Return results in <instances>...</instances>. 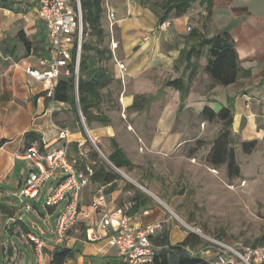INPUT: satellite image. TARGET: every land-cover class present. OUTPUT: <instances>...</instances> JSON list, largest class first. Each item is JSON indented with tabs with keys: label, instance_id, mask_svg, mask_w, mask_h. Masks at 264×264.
<instances>
[{
	"label": "crops",
	"instance_id": "crops-1",
	"mask_svg": "<svg viewBox=\"0 0 264 264\" xmlns=\"http://www.w3.org/2000/svg\"><path fill=\"white\" fill-rule=\"evenodd\" d=\"M12 1L13 8L0 6V264H53L54 249L59 241L57 237L52 240L45 238L44 232L42 236L32 230L22 219L20 205L13 198L32 169L27 161L16 157L27 149L26 134L29 132L37 136L33 145L51 150L62 144L60 130L68 129L70 156L73 157L74 150L79 164L91 168L93 175L105 166L113 176L112 180L105 181L101 179L102 175H96V179L92 175L90 183L82 190L80 207L88 217L84 215L74 227L75 234L63 242V247L74 251V257L65 264H123L118 249L108 242L111 230L103 229L100 224L103 213L95 212L92 207L102 193L109 210L124 208L132 221L142 227L161 224L151 237L157 251L183 242L190 232L198 234L183 220L170 215L173 213L179 217L168 201V196L175 195L177 190L170 194L166 191L169 182L165 175H192V166L196 167L192 159L197 158L186 147H199L196 155L204 147L202 137H188L186 133L191 132L192 122L181 121L179 112L187 115L193 108L198 111L197 115H202L210 101L225 103L227 99L234 101L236 109L237 101L250 95L239 89L233 94L223 93L225 88L230 90L238 83L264 85V0H213L210 8L206 2L197 0L186 13L172 15L163 23L157 11L141 0H102L103 28L107 29H104L105 34L109 32L117 47L109 45L111 56L103 67L111 80L101 90L100 108L94 109V113H101L110 122L93 121L90 126L86 123L96 146L83 132L73 107L49 97V86L26 72L29 65L47 69L41 60L52 57L48 30L39 17L38 0ZM109 11L115 14L113 24ZM218 34H225L233 43L243 75L227 87L217 85L207 92V82L204 81L203 90H194L202 78L211 83L205 72L209 50L205 47L204 55L197 62L196 76L190 82V91L181 101L178 90L163 87L166 75L167 80L182 75L188 80L192 69L184 72V65L176 68L181 51L192 47L200 37ZM246 72L248 74L244 75ZM160 93L166 95L169 102L161 113H156L155 123L150 124L148 116L153 109L148 105L158 100ZM139 95L148 96L150 102L143 109H131ZM148 132L150 139H147ZM142 147L147 150L146 155L139 150ZM117 149L123 152L119 161L129 160V163L119 167L110 160ZM160 156L167 161H162ZM104 157L120 172L115 171ZM144 166L149 168L148 174L143 173ZM150 185H155L157 191ZM49 208L52 210L53 207ZM180 222L188 228H183ZM34 227L40 229L38 224ZM90 230L100 236L98 241H88ZM28 234H35L49 243L41 263ZM163 236H166L164 243L161 242ZM21 243L27 247L25 251L20 248ZM195 249L169 252V257L172 261L173 256L177 259L187 253L195 255L192 253ZM206 254L208 257L201 256L218 264V252L208 250Z\"/></svg>",
	"mask_w": 264,
	"mask_h": 264
},
{
	"label": "rangeland",
	"instance_id": "rangeland-1",
	"mask_svg": "<svg viewBox=\"0 0 264 264\" xmlns=\"http://www.w3.org/2000/svg\"><path fill=\"white\" fill-rule=\"evenodd\" d=\"M84 40L100 50L108 49L109 45L112 47L113 42L109 32L105 34L102 41H99L90 29L85 31ZM90 55L94 58L97 66H104L105 62L108 61L106 57L102 58V55L97 51H91ZM167 79L166 75L164 80ZM203 79L195 85L194 90L197 92L203 90L202 86L205 81L207 82L205 91H212L214 87L208 80ZM226 89L223 90V93L228 91L227 93L233 94L235 90L239 89L241 93L250 95L245 100L237 101V108L233 109L235 118L230 147L235 152L236 163L240 167L239 174L231 176L226 164L209 161L210 152L223 125L221 121H207L201 114L197 115L198 111L192 108L187 115L179 112L178 118H181V121L189 120L192 122L191 132L186 133L188 137L192 139L202 137L204 141V147L198 155H196V151L199 147L196 149L192 146L191 148L186 147L187 150L194 152L197 159H192V163L193 165L196 164V167L192 166V175H165L169 182L166 188L168 194L177 190L175 195L168 196V201L174 209L171 210L179 217L171 212L170 215L176 220L180 218L183 220L182 222L198 232L203 242L195 250H192V253L206 257H208L206 254L208 250L215 253L219 252L218 241L235 248L253 246L254 244H257V247H264V85L251 86L238 83L234 88ZM161 93L158 94V100L148 105V108L152 107L153 109L148 116V123L150 124L155 123L156 113H161L169 102L168 98L165 99L166 95ZM210 102V106L218 111L224 106H230L232 99L225 100V103L220 100ZM83 118L85 119L84 116ZM79 123L84 128L87 137L90 138L88 127L87 125L84 126L81 118ZM150 136L151 134L148 132L147 139H150ZM252 140H257L256 147L250 151L245 150L242 143ZM91 141L96 146L92 139ZM101 148L104 150L102 145ZM139 150L146 155L147 150L145 148L142 147ZM72 155L76 157L74 150ZM160 157L162 161H167L162 156ZM144 167L143 173L148 174L149 168ZM52 184V180L45 184L38 200H26L28 205L34 207L33 209L27 210V208L20 206L18 209L22 219L32 230L42 236L44 232L45 238L56 240V235L52 231H56L57 218L64 209L65 203L53 207L52 210L45 205L46 194ZM150 188L157 191L155 185H150ZM13 198L17 203L19 202L16 197ZM182 222L180 223L183 228L187 229L188 226ZM34 224H38L40 229H35ZM78 228L81 232L82 227L79 226ZM75 232L76 229L73 228L70 235L75 234ZM19 246L24 251L27 248L24 243L19 244ZM29 250L32 251L31 248ZM172 260L175 264L174 256ZM235 263L244 264L238 258Z\"/></svg>",
	"mask_w": 264,
	"mask_h": 264
},
{
	"label": "built area",
	"instance_id": "built-area-1",
	"mask_svg": "<svg viewBox=\"0 0 264 264\" xmlns=\"http://www.w3.org/2000/svg\"><path fill=\"white\" fill-rule=\"evenodd\" d=\"M38 13L48 30L52 57L41 60L43 65H47L46 70L29 65L26 67V72L48 85L47 94L49 97H53L60 77L71 73L70 65L74 62L75 94L78 99L80 61L85 37L81 1L38 0ZM108 16L113 24L115 14L109 11ZM116 47L117 43L113 41L112 48ZM120 66L125 68L124 65ZM79 114L86 126L81 110H79ZM69 136L68 129H61L59 138L62 140V144L58 148L42 150L32 145L16 155L18 159L27 161L32 169L28 173L23 187L13 194L19 200L18 205L31 210L34 207L28 205L26 199L38 200L42 188L52 180L54 184L48 189L45 205L56 207L65 203L64 209L58 215L57 228L54 231L57 240L64 241L69 239L71 230L85 215L80 207V195L90 183L93 175L91 168H83L77 158L70 156ZM89 137L91 138L90 134ZM104 158L115 171L120 172L118 167L106 157ZM92 207L95 212L103 213L100 224L103 229L111 230L108 242L118 249L123 264H147L153 259L157 247L151 237L156 229L161 227V224L142 227L132 221L124 208L109 210L104 193L95 199ZM85 216L88 217V215ZM27 238L35 245L41 263L45 256V248L49 243L35 234H28ZM87 239L96 242L100 236L94 230H90L87 233ZM217 243L219 244L218 263L220 264H236L237 258L244 264H264V247L241 246L235 248L220 241Z\"/></svg>",
	"mask_w": 264,
	"mask_h": 264
},
{
	"label": "trees",
	"instance_id": "trees-1",
	"mask_svg": "<svg viewBox=\"0 0 264 264\" xmlns=\"http://www.w3.org/2000/svg\"><path fill=\"white\" fill-rule=\"evenodd\" d=\"M83 9V19L85 24V31L88 29L96 35L99 41L105 38V31L102 23L103 15V1L102 0H80ZM143 4L149 5L157 11L161 23L168 20L172 15L181 16L188 11L193 2L197 0H141ZM208 4L210 8L213 0H201ZM0 6L5 8H13L14 2L12 0H0ZM208 47V63L205 72L209 75L212 87L221 85L224 87L235 84L240 75H243V69L238 59L237 52L233 43L227 38L225 34H218L212 37H200L198 42L190 48H185L181 51L179 59L176 63V68L184 65V72L191 70L189 79L186 80L184 75L172 80H166L163 87H171L181 93V101L188 95L191 87V81L197 73V62L204 55V48ZM91 51H97L102 58L110 59L111 52L109 49L100 50L99 48L83 42L82 56L80 61L79 73V98L77 99L75 91V77H74V62L70 65L71 73L67 76L62 75L55 88L53 98L57 101L69 103L80 119L78 106L85 117V122L90 126L93 121H99L103 124L110 122L109 118L101 113H94V109H99L102 102L101 90L110 82L111 78L106 68L97 66L94 58L90 55ZM196 65V66H195ZM246 72L244 75H247ZM150 102L146 95H139L136 97L131 109L140 110ZM234 101L230 102V106H224L220 110H215L210 106H205L202 116L209 122L221 121L223 128L220 135L214 142V147L210 152L209 161L218 164H226L228 173L231 176L238 175L240 167L236 163V155L234 150L230 147L232 142V128L234 124ZM86 134L85 130L82 129ZM37 136L33 132L26 134L28 147L32 146ZM257 145V140L245 141L242 146L245 150L250 151ZM27 147V148H28ZM123 156L121 149H117L109 158L117 166H122L124 163H129V160L124 162L119 161L118 157ZM96 175H102L103 180L109 181L113 179L110 172L106 171L105 166H102L98 171H95L93 178ZM27 232V230H26ZM28 233V232H27ZM162 243L165 242V237ZM203 242L200 235L190 232L188 237L177 245H169L167 248L157 251L153 259L147 264H173L169 257V252H184L189 249H195ZM253 247H257L254 244ZM74 257V251L67 247L55 246L53 254V264H65L69 258ZM175 264H212L210 261L203 258L200 254H183L180 255Z\"/></svg>",
	"mask_w": 264,
	"mask_h": 264
},
{
	"label": "water",
	"instance_id": "water-1",
	"mask_svg": "<svg viewBox=\"0 0 264 264\" xmlns=\"http://www.w3.org/2000/svg\"><path fill=\"white\" fill-rule=\"evenodd\" d=\"M78 108H79V110H80V106H78ZM63 242H64V240L60 239V240L58 241V243H57V246H58V247H62V246H63Z\"/></svg>",
	"mask_w": 264,
	"mask_h": 264
}]
</instances>
